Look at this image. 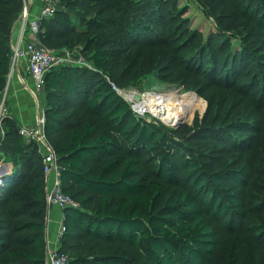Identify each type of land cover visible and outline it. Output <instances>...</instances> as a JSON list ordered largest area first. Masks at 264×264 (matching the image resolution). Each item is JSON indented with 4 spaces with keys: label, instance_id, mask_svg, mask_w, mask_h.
Segmentation results:
<instances>
[{
    "label": "trees",
    "instance_id": "obj_1",
    "mask_svg": "<svg viewBox=\"0 0 264 264\" xmlns=\"http://www.w3.org/2000/svg\"><path fill=\"white\" fill-rule=\"evenodd\" d=\"M173 1L59 0L55 15L40 21L42 45L58 51L81 46L92 66L62 65L45 77L47 139L59 159L63 192L80 205L65 209L60 249L69 264H264V161L211 168L215 159L198 147L206 142L215 143L218 152L239 151L233 131L263 133L264 115L227 127L197 125L192 133L137 115L111 85L136 84L149 48L172 57L162 77L171 79L178 69L202 75L201 60L195 68L191 60L180 63L200 34L183 39L163 26ZM213 4H225L245 22V30L256 31L252 38L264 41V0ZM23 7L24 0H0V98ZM218 28L201 41L200 50H209L213 65L219 62L223 70L218 74L215 65L207 73L225 91L252 103L256 81L264 79V47L254 52L260 43H248L249 31L240 34L241 48L235 51L231 38L236 35L228 39L227 31ZM137 48L141 53L127 62ZM157 62L161 67L165 58ZM248 70L255 77L250 79ZM255 100L264 107V89ZM3 129L0 161L10 163L12 171L0 181V264H45L48 204L42 155L35 142L24 140L12 116L4 118ZM179 183L183 191H172ZM214 223L230 230L224 237L228 253L220 262Z\"/></svg>",
    "mask_w": 264,
    "mask_h": 264
},
{
    "label": "rangeland",
    "instance_id": "obj_2",
    "mask_svg": "<svg viewBox=\"0 0 264 264\" xmlns=\"http://www.w3.org/2000/svg\"><path fill=\"white\" fill-rule=\"evenodd\" d=\"M220 1L221 0H212V2L211 0L173 1L172 7H169L168 10V12L171 13L172 18L170 17L169 19H166V22H163V26L166 27L172 34H179V36H182L183 39L188 37L190 33L192 34V32L200 34L201 37H199L195 42L193 41L192 44H190V46H188L186 51L183 53L184 56L180 60V63H189L187 60H191L193 61L191 66L195 68V65L200 62L199 60H201L204 66H202V72H200L202 75L190 71L185 72L182 69H178L171 77V79L164 78L161 75L162 67L163 65H166L172 57L170 55H165L166 52L163 51L164 49H147L144 52V59L146 64L140 75V79L136 78V84L134 85H129L125 88H121L123 93L119 94L123 98V100L130 105V108L134 113H136L137 110L133 107L136 101L131 102L132 100H127L124 95L125 93H139L141 97H143L139 99L141 101H143L144 99L146 100L147 95H152V98H156V96H159L160 99L163 102H167L168 105L171 102V109H179L185 111V116L182 115V120L178 122L182 123L180 125H175L171 122L169 123L168 121L163 119V117L161 116L163 114L158 115L154 112L145 113L142 115L138 113L136 114L144 117L149 121L157 120L159 122H162L170 128L185 127L188 132L192 133L198 128L197 125L201 126L202 124H212L227 127L226 125L234 122L238 123L239 121L244 122L248 120L256 122L261 119V117L264 115V107L258 106V103H256L255 99L261 95L262 90L264 89L262 87V85L264 86V79H257L256 85L252 90L254 99H252V103H245L238 93L229 91V89L225 91V88L221 87L218 83L213 82V78L207 73V71L213 69L214 67L216 68V66L219 67L217 71L218 74H220L223 70V65L219 62L213 65L212 60L209 57V50H200V45L203 44L202 42L207 41L211 35H216V32L219 29V24L222 26V30L227 31L228 36L226 38L230 39V37H233L232 35H230V33L236 35L234 36V38H231L235 51L241 48V35L244 36V34L248 33L249 31L251 32V34H245L244 37L246 38V36L248 35V43H256V45L260 43V45H258L257 47L252 45L254 47V52L259 54L262 52V49L264 47V41L258 39L257 35H255V37L253 38L251 37L253 34H256V31L255 33H253L252 27L245 30V22L242 19L234 16L232 12H230V10L226 8L225 4L221 8H216V6H214L216 4L213 3H220ZM217 18L219 19V21L217 20ZM16 24H20V29L16 37L13 38L12 36L13 51H15V48L17 47L15 43L16 40L19 39V41H21V32L23 26V20L21 19V16ZM153 25L154 27L157 26V24L155 23H153ZM23 41H26V37L25 40H22V42ZM140 49L141 48L135 49L134 54L136 55H129L127 62L136 59L138 53H141L139 52ZM51 50L55 52L75 50V53H77L76 55L82 56L84 58V61L89 63L82 54L81 46H75L73 49L64 48L60 51L54 49ZM192 53L194 54L191 55ZM214 54L215 53L212 52V55ZM159 57L165 58V62L161 64V67L159 66L160 68L158 67V65L156 66ZM195 61L197 63H195ZM153 62H155V66L151 67ZM16 63L17 62H15L13 55L11 69H14L13 67H15ZM246 74L251 79L252 77H255V74L257 73H254V71L252 70L251 72L250 70H248ZM135 98L136 96L134 97V99ZM6 101L7 86L1 93L0 98V122L4 120L3 111H6ZM211 106L212 110H210ZM182 107H185L187 109H183ZM222 109L223 113L218 115V113ZM231 111H234V113L231 114ZM154 114L161 117L162 120L158 119L156 116H154ZM206 115L209 116V118H206ZM214 120L217 121V124L213 122ZM233 137L238 138L236 140L239 143L238 148L241 150L235 152L227 151L226 153H223V151L218 152L216 150H213L215 143H198V147H200L199 150H202L203 152H209L210 156L215 159L210 164L211 168H221L227 163H233L235 166H242L247 161H252L254 163L259 162V160L260 163L264 161V132L261 134H257V132L251 134L246 131L234 130L232 138ZM246 145L247 148H245ZM4 163L5 161L1 160L0 166H3ZM261 165L262 164H260L259 166L261 167ZM182 179L183 183L186 186V178H184L183 176ZM179 184L181 186L174 185L171 187V190L176 191L177 193H181L183 191L182 189H184V185L181 183ZM214 227L218 233V238L220 240L218 244L219 249L216 254V260L220 262L222 258L225 257L228 253L226 249L227 247H225L226 238L224 237L229 235L230 230L224 223H214Z\"/></svg>",
    "mask_w": 264,
    "mask_h": 264
},
{
    "label": "built area",
    "instance_id": "obj_3",
    "mask_svg": "<svg viewBox=\"0 0 264 264\" xmlns=\"http://www.w3.org/2000/svg\"><path fill=\"white\" fill-rule=\"evenodd\" d=\"M59 0H46V3L42 9L41 17L38 20H30V5L27 0H24V7L21 13V19L23 20L21 41L18 42L14 51V60L17 62L19 59H26L28 61V70L32 76L35 84L36 92L44 91L45 77L49 71L54 67L62 65H79L91 68V64L84 61L82 56L76 55L75 50H67L63 52H55L48 47L41 44L38 35L40 33V21L42 19H48L55 15L57 11ZM30 35L29 41H23L26 35ZM57 53V54H56ZM113 89L118 94L123 93L122 89L117 87L111 82ZM126 99L131 101L128 96L136 95L135 92L130 94H124ZM143 98V97H141ZM133 102V101H131ZM136 113L142 115L150 113L145 108L137 107L136 103L133 105ZM153 114V113H152ZM4 118L8 114L3 111ZM158 119L161 117L154 114ZM46 116L45 111L37 118V122L34 126H20L19 133L22 135L26 142H35L38 145L39 152L42 154V166L45 176L55 173L56 179L51 187L47 189L46 201L48 206L55 205L61 209H67L69 207L78 208L79 203L73 199L70 195L63 192L61 182V166L57 154L55 153L53 146L47 139L46 135ZM0 131L4 133L3 121L0 122ZM63 227L61 234L63 233ZM48 261L50 264H69V255L60 248L50 249L48 253Z\"/></svg>",
    "mask_w": 264,
    "mask_h": 264
},
{
    "label": "crops",
    "instance_id": "obj_4",
    "mask_svg": "<svg viewBox=\"0 0 264 264\" xmlns=\"http://www.w3.org/2000/svg\"><path fill=\"white\" fill-rule=\"evenodd\" d=\"M30 5V20H38L41 17L42 9L46 0H27ZM20 24L14 27L13 38L19 32ZM30 39V35H26V42ZM25 40V39H24ZM19 39L16 40L18 45ZM11 69L8 85H7V101L6 113L12 116L20 126H34L38 116L46 110L47 97L44 91L36 92L35 84L28 70V61L19 59ZM42 155V154H41ZM6 163V162H5ZM4 163V164H5ZM9 174L12 171V165L7 163ZM46 177L47 189L51 187L56 179V174H50ZM61 177V174H60ZM65 222V209L51 205L47 207L46 215V262L48 261V253L50 249L60 248L61 246V231Z\"/></svg>",
    "mask_w": 264,
    "mask_h": 264
},
{
    "label": "bare ground",
    "instance_id": "obj_5",
    "mask_svg": "<svg viewBox=\"0 0 264 264\" xmlns=\"http://www.w3.org/2000/svg\"><path fill=\"white\" fill-rule=\"evenodd\" d=\"M134 96H128L129 99L132 101H136L137 107H142L145 108L147 111L150 110L149 112H154L158 115H161L163 119L168 121L169 123L171 122L172 124H178L180 120H182L184 114V110H179V109H171L170 104L168 105L167 102H163L159 96H156V98H152V95H147L146 100L144 99L143 101L135 98ZM183 115V116H182Z\"/></svg>",
    "mask_w": 264,
    "mask_h": 264
},
{
    "label": "water",
    "instance_id": "obj_6",
    "mask_svg": "<svg viewBox=\"0 0 264 264\" xmlns=\"http://www.w3.org/2000/svg\"><path fill=\"white\" fill-rule=\"evenodd\" d=\"M136 98L137 99H140L141 98V95L139 93H136ZM182 123H178L177 125H180ZM7 163L3 164V166H0V181L9 174V170H8V167H7Z\"/></svg>",
    "mask_w": 264,
    "mask_h": 264
}]
</instances>
